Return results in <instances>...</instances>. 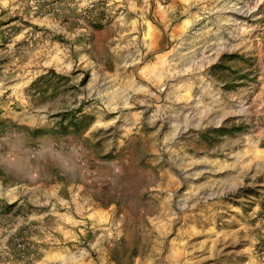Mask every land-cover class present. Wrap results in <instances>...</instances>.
I'll use <instances>...</instances> for the list:
<instances>
[{"label": "rangeland", "instance_id": "374dc122", "mask_svg": "<svg viewBox=\"0 0 264 264\" xmlns=\"http://www.w3.org/2000/svg\"><path fill=\"white\" fill-rule=\"evenodd\" d=\"M0 264H264V0H0Z\"/></svg>", "mask_w": 264, "mask_h": 264}]
</instances>
